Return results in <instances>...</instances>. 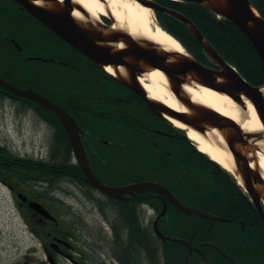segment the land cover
<instances>
[{"label":"trees","instance_id":"trees-1","mask_svg":"<svg viewBox=\"0 0 264 264\" xmlns=\"http://www.w3.org/2000/svg\"><path fill=\"white\" fill-rule=\"evenodd\" d=\"M155 1L181 12L193 21L205 39L249 83L263 84L258 54L250 40L234 24L217 18L208 8L197 3ZM250 2L264 17V0ZM12 3L14 7L11 15L0 12V27L14 24L13 36L22 46L28 47V55L52 57L58 62L42 63L15 57V61L0 65V77L21 88L31 85L71 113L84 130L82 140L87 155L94 172L102 181L111 185H124L138 180L161 182L182 203L231 219L229 225L224 222L217 225L233 227L235 231L230 232L227 239L242 244L244 253L234 257V263L264 264V228L258 223L260 218L257 212L232 176L199 152L181 135L182 131L152 112L117 78L55 36L33 16L26 12L23 16L19 15L16 12L18 5ZM155 14L161 27L179 40L195 59L213 65L187 26L163 12L157 11ZM30 43L44 44L45 50L37 53L36 48L33 50L29 46ZM52 44L60 48L59 53L53 51L50 47ZM0 90L18 100L22 106L34 108L40 120L43 118L50 123L48 128L52 129L55 146H52L54 154L49 168L58 169L62 178L76 180L80 177L81 185L91 188L92 185L84 179L77 163H67L72 148L57 117L34 100L19 97L2 86ZM4 154L10 156L8 152ZM140 202L148 203L157 212L162 207L160 197L152 190L140 191ZM128 204L131 205L128 202L114 206L118 219H122L118 234H130L134 241L138 236L139 248L143 253H150L152 230L138 223L139 217ZM239 220L244 221L243 230L238 228ZM207 221L199 215L179 212L168 204L166 215L158 221V228L167 236L190 239L193 246H199L202 240L200 230ZM155 239L156 242L158 239V246L156 250L152 249L151 254L156 257L158 264H184L187 248L183 243L161 241L159 237ZM207 240L214 241V238L207 236ZM206 253L209 264H232L221 256L213 255L217 254L215 251L210 254L206 250ZM218 258L221 263H218ZM200 262L203 260L198 253L194 252L188 257V264Z\"/></svg>","mask_w":264,"mask_h":264},{"label":"water","instance_id":"water-1","mask_svg":"<svg viewBox=\"0 0 264 264\" xmlns=\"http://www.w3.org/2000/svg\"><path fill=\"white\" fill-rule=\"evenodd\" d=\"M14 1L94 63L103 68L112 67L117 79L134 91L160 117L164 119H167V116L174 118L201 134L213 129L217 130L224 140L225 148L232 155L236 174L241 179L244 189L252 198L257 212L264 220V212L260 203L261 198L264 200V179L256 160L254 159V167H252L249 163L252 159H249L247 155L249 152L253 153L256 148L255 143L262 137L261 134L243 131L241 126L233 119L193 102L192 98L182 89L184 85L196 83L228 95L241 108H244L241 99L242 96H245L255 107L264 128V94L262 92L264 83L261 86L248 83L232 65L219 55L189 18L154 0L136 1L152 11L166 13L186 25L207 56L217 65V69L202 64L187 52L167 51L150 41L135 39L125 30L113 29V26L101 24L93 21V19L88 18L87 21L80 22L72 16V13L75 9L83 14H85V11L81 6L73 4L72 0ZM37 1H44L45 4H36ZM176 1L201 4L236 25L247 36L257 52L264 75V18L257 15L249 0ZM155 69L160 70L166 76L170 90L177 101L185 107V112L156 102L148 97L147 92L141 85L139 76ZM0 85L21 97L35 100L60 120L71 143L77 164L86 180L99 191L116 198H122L124 194H132L139 190H153L158 193L162 199L163 207L154 221V229L162 240L169 239L185 243L188 254L199 251L197 248L192 247L189 241L164 236L157 229L156 223L160 217L165 215L168 202L180 212L207 218L210 227L214 221L226 220L211 215L204 210L184 205L169 189L155 181L144 180L124 186L104 184L93 173L81 141L82 131L66 110L31 87L22 89L1 77ZM185 264H187V259Z\"/></svg>","mask_w":264,"mask_h":264},{"label":"flooded vegetation","instance_id":"flooded-vegetation-1","mask_svg":"<svg viewBox=\"0 0 264 264\" xmlns=\"http://www.w3.org/2000/svg\"><path fill=\"white\" fill-rule=\"evenodd\" d=\"M13 7L12 0H0L1 14L11 15ZM16 12L21 16L25 14L20 7ZM103 19L106 24L110 22V19ZM14 27V24L0 27V65L15 61L17 57L57 64L58 60L52 57L28 55V47L25 48L14 38ZM29 46L42 53L46 45L30 43ZM50 47L56 54L60 52L57 45ZM6 67H3L4 70ZM53 150L52 142L50 145L48 142L47 153L44 154L40 153V148L35 150L34 144L29 152L17 150L10 153L8 149L10 156L0 149V191L7 200L0 203V264H136L138 259L126 256V252L113 246L118 243L121 248L122 244L131 242L138 246V236L134 241L130 234H118L122 219H118L114 206L128 202L131 205L127 206L139 217L138 223L151 228V247L156 250L158 244L153 221L157 211L151 206L140 208V191L116 198L101 193L93 186L82 187L68 178H62L58 169L49 168ZM259 218L258 223L264 228V220L260 215ZM230 220L221 222L229 225ZM218 223L215 221L210 227L207 221L201 227L199 246L204 253L201 264H209L206 250L210 254L215 251V256L229 258L232 264L234 257L242 256V244L226 237L235 229ZM238 228L244 229L243 220H239ZM210 235L214 241L207 240ZM134 249L139 251V256L145 255L149 264H158L151 254L152 249L148 255L139 247ZM221 262L219 259L218 263Z\"/></svg>","mask_w":264,"mask_h":264},{"label":"bare ground","instance_id":"bare-ground-1","mask_svg":"<svg viewBox=\"0 0 264 264\" xmlns=\"http://www.w3.org/2000/svg\"><path fill=\"white\" fill-rule=\"evenodd\" d=\"M35 3L39 5L45 4L44 1H37ZM72 3L81 6L85 11V14H83L79 10L75 9L72 13V16L80 22L87 21L88 18H93V21H95V19H97L100 15H106L108 13L113 20V29L125 30L135 39L150 41L154 44L159 45L161 48L167 51L184 53V49L182 48L181 44L156 23L153 12L148 7L139 4L137 1L72 0ZM120 46L122 45L120 44ZM108 69H111V71H109ZM106 70L109 73L114 74V70L112 67L107 66ZM139 80L141 82V85L147 92L148 97L152 100L177 109L179 111H186L185 107L174 97L172 91L170 90L166 76L160 70L155 69L148 71L140 76ZM182 89L187 95L192 98L193 102L215 110L216 112L233 119L241 126L243 131L261 134L262 137L257 141V143H255L259 147V149L255 153L256 157L254 156V154H252V156H254V159L256 158L257 166L264 179V128L253 104L247 98H245V96H242L241 102L244 104V108H241V106L228 95L216 92L196 83H193L192 85H184ZM262 92L264 94V89H262ZM57 93L58 92H55L56 95H58ZM8 95L9 94H6L3 90H0V97L4 98ZM22 107L24 111L29 110L38 118V113L36 110H34V108L30 106ZM166 118L170 120L169 122L172 123V125L185 130L187 132L186 135L188 139L192 140L195 143L196 148L200 152L207 155L211 160L219 164L225 170L231 173H235L239 183H241V179L235 172V163L233 161L232 155L225 148L224 140L217 132V130L213 129L211 131H207L205 134H201L193 128L187 127L174 118ZM41 121L46 124L47 127L51 126L50 123H46L45 120L41 119ZM0 149L4 152H7V150L9 149L10 153L15 151L14 146L5 143L0 144ZM67 163L68 165L75 164L74 156L72 154L69 156V160L67 159ZM253 164L254 162L251 163V166ZM72 181L78 183L77 185L82 186V179L80 177ZM148 206H150L148 203L141 202L140 208L144 209ZM172 242L175 243L180 241ZM113 246L119 248L121 252H126V256L128 254L129 256H131V258H135L136 260L138 259V261H136V264H149L146 261L145 255H142V257L138 255L139 251L135 250L134 248H138L139 246H137V244H135L134 242L122 244L121 248L118 246V243L113 244ZM165 247L170 248V246L166 245ZM148 254L149 253H146V255Z\"/></svg>","mask_w":264,"mask_h":264},{"label":"rangeland","instance_id":"rangeland-1","mask_svg":"<svg viewBox=\"0 0 264 264\" xmlns=\"http://www.w3.org/2000/svg\"><path fill=\"white\" fill-rule=\"evenodd\" d=\"M153 15L155 17L154 13ZM108 16V13L105 16L100 15L95 21L103 22V17ZM22 108L18 100L8 96L0 97V144H9L14 146L15 149L19 148L22 152L30 150L31 145L34 144L35 150L40 148V153L43 154L44 151L47 153L48 142L49 145L52 142V146H55L52 131L31 111H24ZM235 180H237L236 177ZM238 186L240 185L238 184ZM3 195L0 191V203L7 201ZM65 201L70 202L68 199H65Z\"/></svg>","mask_w":264,"mask_h":264},{"label":"snow or ice","instance_id":"snow-or-ice-1","mask_svg":"<svg viewBox=\"0 0 264 264\" xmlns=\"http://www.w3.org/2000/svg\"><path fill=\"white\" fill-rule=\"evenodd\" d=\"M109 71H111V69H108Z\"/></svg>","mask_w":264,"mask_h":264}]
</instances>
